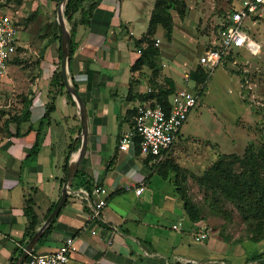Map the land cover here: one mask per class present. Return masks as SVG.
<instances>
[{"label":"crops","instance_id":"obj_1","mask_svg":"<svg viewBox=\"0 0 264 264\" xmlns=\"http://www.w3.org/2000/svg\"><path fill=\"white\" fill-rule=\"evenodd\" d=\"M42 1L44 6H55L57 11L60 0H37L36 6ZM94 1L88 24L75 28V49L66 67L68 83L74 86L84 106L85 149L74 170L70 193L54 218L51 232L45 238L40 237L32 251L44 255L55 251L65 238H71L74 252L67 264H215L209 260L198 262L197 256L192 258L182 251L185 240L181 220L171 223L169 230L172 225H178L177 231L172 230L176 235L171 240L159 227V221L172 212L174 206L179 207L176 202L168 211L163 202V212L152 216L153 208L159 207L163 199L160 194L156 195L150 181L155 183L153 176H160L158 171L163 172L164 167L160 165L169 155L171 146L160 161L143 157L132 147L126 151L117 148L121 134L129 128L133 109L147 101L140 102L149 84L167 87L164 79H168L174 91L185 90L178 88L170 77V62L160 60L162 43L157 35L164 39L160 27L152 36L153 41L158 40V75L151 79V72L144 65L132 69L139 59L135 51L144 46L136 47L134 43L145 35L152 11L150 2ZM183 2L189 11L190 5ZM174 15L170 11L171 36L169 41L164 40L186 67L181 75L184 81L196 66L195 52L200 38L179 28L184 19L180 21ZM47 21L50 22V18ZM176 28L184 31L179 30L181 48L173 41ZM39 41L23 54L34 63L32 71L29 76L21 74L13 85L14 99L2 106L7 110L13 104V112L0 113V264H8L12 252L21 246L24 248L28 241H24L27 225L24 203L28 202L34 212L35 232L44 223L48 210L59 200L66 169L75 164L82 147L78 109L73 99L74 106H71L65 96L58 95L53 100L48 124L37 137L38 151L29 156L50 101L48 82L59 63L57 43H48L46 38ZM14 60L16 55L11 63ZM85 183L91 189L102 187L108 195L105 207L95 220L90 217L94 197L89 194L86 199L81 198L80 192L87 194ZM139 186L142 192L134 195L133 190ZM193 226L189 224L186 228L190 239ZM217 264L226 263L221 258Z\"/></svg>","mask_w":264,"mask_h":264},{"label":"rangeland","instance_id":"obj_2","mask_svg":"<svg viewBox=\"0 0 264 264\" xmlns=\"http://www.w3.org/2000/svg\"><path fill=\"white\" fill-rule=\"evenodd\" d=\"M16 1L0 0V4L12 5L18 12L17 38L20 42L16 60L8 65L6 78H0V113L13 112V104H10L7 110L2 106L14 99L16 89L13 85L15 86L21 78V74L29 76L32 71L34 63L30 57L23 54L32 48L35 42L43 40V36L48 35L51 29L47 25L55 22V6L48 8L43 5V1L41 5L36 6L37 0H19V3ZM148 1L152 9L155 0H141L138 4ZM184 1L190 5V10L185 12L184 23L179 28L197 36L196 39L200 38L195 52V57H198L214 40L215 26L222 22L225 13L239 7L240 0ZM46 16L50 18V22ZM63 21L68 31V25L64 19ZM251 23L253 24H249L248 35L259 44V53L252 57L242 49L232 50V58H224L209 73L196 105L188 113L186 122L179 129L165 159L178 169L173 171L169 169V165L164 166L166 177L154 175L156 182L150 181L152 187L156 188V195L160 194L163 199L159 207L153 208L152 216H157L159 211L163 212V202L167 211L176 202L179 207L174 206L172 212L169 211L168 215L159 221V227H162L164 234L171 240L176 234L169 230V227L173 221L181 220L185 240L182 251L190 254L192 258L197 256L198 262L209 260L217 264L219 259L223 258L226 264H242L245 255L264 251V240L255 242L257 235L252 231V225L237 211L235 205L218 189L199 183L205 171L220 157L232 155L241 158L247 148L251 147L255 151L264 146V8L259 12V16L251 18ZM179 30H174L173 41L181 48L179 37L182 36L180 32L184 31ZM157 36L162 43L159 47L160 60L170 62L172 68L169 75L175 85L180 89L192 91L193 83L181 78L186 67L169 50V45L161 35ZM190 60L194 63L193 58ZM3 85L10 89L7 90ZM232 173L236 176L245 174L248 177L249 171L237 164L232 168ZM258 174L259 179L264 177L260 169ZM174 185H177L179 191L183 192L186 199L197 209L199 221L196 223L204 224L208 230L207 239L199 245L192 242L189 230H186L189 223L182 211ZM204 245L206 247H203Z\"/></svg>","mask_w":264,"mask_h":264},{"label":"trees","instance_id":"obj_3","mask_svg":"<svg viewBox=\"0 0 264 264\" xmlns=\"http://www.w3.org/2000/svg\"><path fill=\"white\" fill-rule=\"evenodd\" d=\"M19 3V0L16 1ZM96 1L94 0H66L63 11L62 18L68 25V35H69V55L67 58V64H69L73 51L75 49L74 44V32L75 28L78 25L86 26L91 17L93 8ZM0 5L6 6L7 4L2 3ZM13 8L12 5H9ZM170 11H173L176 17L182 21L185 17L186 6L183 0H155L153 8L147 23V28L145 35L142 39L135 41V46L139 47V59L135 62L132 69L138 68L140 66H146L151 72V79H154L159 72V66H157L156 59L158 57V49L153 46L152 36L157 27H160L163 31V37L166 41L170 40L171 31H172V20L170 16ZM74 15H77L75 18ZM51 28L48 31V35L43 36L47 39L48 43L56 42L57 43V57L59 62V40L60 33L55 22L47 25ZM219 27L215 26V34H217ZM209 46L205 48L208 49ZM204 50V49H203ZM230 54L225 57L229 59ZM198 59V57H197ZM59 63H57L56 69L53 71L49 82H48V96L49 103L46 107L45 114L42 116L38 129L36 131V142L30 150V157L36 155L38 151L37 137L44 127L48 124L49 114L53 112V100L58 95H63L66 98V101L74 106L71 96L68 92L64 90L62 83L61 74L59 72ZM208 78L201 67L197 64L193 71L189 72L188 79L193 83V90L199 92V96L205 86V82ZM167 87L157 86L155 84H149L150 93L144 95L140 102L146 101L148 98H153L155 104L159 105L163 111H167L169 107V98L173 94V86L168 79H164ZM73 86V85H72ZM74 87V86H73ZM133 116L130 122L129 127L133 125ZM132 148L135 152L139 153V138L136 136L133 137ZM147 158H153L147 156ZM239 164L243 166L244 170H248V177L245 174L234 175L232 173V168ZM169 165V169L176 171L178 168L176 165H170L167 161L161 163V167ZM258 169L264 173V146L259 147L257 150H252L251 147L247 148L244 151V154L241 158L236 156H222L215 163H213L208 170L205 171L201 177L199 183L201 185L211 186L212 189H218L223 196L231 201L238 212L243 216L244 219L249 220L250 225H252V231L257 235V239H254L255 242L264 240V177L259 179ZM159 175L162 178L166 177L165 172L158 171ZM85 190L89 195L91 188L85 183ZM175 193L178 196L179 201L181 202V208L184 213V216L189 224H194L199 221V215L197 209L186 199L183 192L179 191L177 185H174ZM55 206V205H54ZM51 209L48 210L45 218L51 212ZM23 214L26 218L27 225L24 232V241H27L31 238L36 228V219L33 210L28 202L24 203ZM55 218V217H54ZM54 218L46 225L43 230L41 238H45L49 235L52 230V225ZM253 240V241H254ZM22 246L18 249H15L12 252L11 258L8 264H14L17 258L22 252ZM35 253L32 251L25 259L23 264H27L30 256H33ZM224 261V260H223ZM178 264V263H175ZM242 264H264V251L255 252L251 255H245Z\"/></svg>","mask_w":264,"mask_h":264},{"label":"built area","instance_id":"obj_4","mask_svg":"<svg viewBox=\"0 0 264 264\" xmlns=\"http://www.w3.org/2000/svg\"><path fill=\"white\" fill-rule=\"evenodd\" d=\"M264 8V0H240L237 9H233L223 16L219 29L214 40L210 42V47L203 51L198 57L197 64L202 71L209 73L225 58L232 50L242 49L248 55L254 57L260 51V46L248 35L251 18L259 16V12ZM18 12L9 5H0V78L6 76L7 67L18 50ZM158 40L155 39L153 46L156 47ZM139 54V50L135 51ZM185 80L188 76L184 77ZM146 94L150 93V88H146ZM199 97V92L174 91L169 98L167 111L155 104L153 98H148L144 103H138L133 109V125L125 133L121 134L118 141V150L126 151L132 147L133 137L139 138V154L143 157L151 156L156 161H160L163 154L169 150L179 129L184 124L188 113L194 108ZM142 192L139 186L133 190L134 195ZM81 198L86 199L88 194L80 192ZM94 197L91 203V219L98 217V212L105 205L108 195L102 187L94 186L90 196ZM191 234L194 244H201L208 237V230L204 224L195 223ZM171 229L178 230V225H172ZM93 235L94 232H91ZM74 252L73 240L65 238L63 243L53 252L30 256L27 264H67L70 256Z\"/></svg>","mask_w":264,"mask_h":264},{"label":"water","instance_id":"obj_5","mask_svg":"<svg viewBox=\"0 0 264 264\" xmlns=\"http://www.w3.org/2000/svg\"><path fill=\"white\" fill-rule=\"evenodd\" d=\"M66 0H60L58 3L57 11H56V25L59 29L60 33V40H59V72L61 74L62 83L64 86V90L69 93L71 98L73 99L76 108L78 109V116H79V123L81 128V137H82V147L78 153L77 161L74 165H69L66 169L64 183L61 188V195L59 200L57 201L55 207L46 217L44 223L39 227L37 231L31 236V238L26 242L20 256L17 258L14 264H23L26 257L32 252V249L36 242L41 237L43 230L45 229L46 225L50 222L52 218H54L57 213L60 211L61 207L63 206L67 195L70 193L69 187L71 180L74 176V170L80 161L84 149H85V142H86V118L84 114V106L80 100V97L77 91L71 87L68 83L66 77V67H67V58L69 55V35L68 31L65 28L64 21L62 19V11Z\"/></svg>","mask_w":264,"mask_h":264}]
</instances>
